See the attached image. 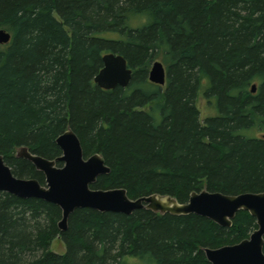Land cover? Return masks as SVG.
<instances>
[{
	"label": "trees",
	"instance_id": "obj_1",
	"mask_svg": "<svg viewBox=\"0 0 264 264\" xmlns=\"http://www.w3.org/2000/svg\"><path fill=\"white\" fill-rule=\"evenodd\" d=\"M0 29L10 35L0 45V155L14 177L44 185L15 152L54 160L69 129L84 158L99 154L110 169L94 190L180 204L202 190L264 192V0H0ZM106 53L131 69L126 88L93 82ZM155 61L163 86L147 79ZM200 92L216 111L203 123ZM60 217L53 204L0 192V264H209L204 248L256 229L243 211L230 228L193 214L84 208L60 232ZM56 238L64 254L50 250Z\"/></svg>",
	"mask_w": 264,
	"mask_h": 264
},
{
	"label": "water",
	"instance_id": "obj_2",
	"mask_svg": "<svg viewBox=\"0 0 264 264\" xmlns=\"http://www.w3.org/2000/svg\"><path fill=\"white\" fill-rule=\"evenodd\" d=\"M9 33L0 29V45L8 43ZM102 68L93 78L95 85L103 90L116 87L126 88L132 71L120 55L106 53L101 58ZM147 79L150 83L163 86L165 69L161 62L151 64ZM256 88L251 86V93ZM61 155L47 160L34 155L26 147L18 148L17 158L30 162L36 171L44 176V185L33 179H19L0 155V192L20 199H39L60 209L61 217L57 223L60 232L67 229L69 216L76 209H91L99 213L111 212L130 215L135 210H147L159 215H196L205 218L219 227L230 228L238 212H247L255 220L256 229L247 239L234 245L219 248H204L202 251L209 264H264V192L225 195L202 190L190 194L184 204L175 198L152 194L131 200L124 189L94 190L90 185L100 176L108 175L110 169L99 154L83 157L77 136L66 130L55 139ZM56 163L62 165L58 167Z\"/></svg>",
	"mask_w": 264,
	"mask_h": 264
},
{
	"label": "rangeland",
	"instance_id": "obj_3",
	"mask_svg": "<svg viewBox=\"0 0 264 264\" xmlns=\"http://www.w3.org/2000/svg\"><path fill=\"white\" fill-rule=\"evenodd\" d=\"M196 107L199 111V119L200 122L203 123L204 119L207 117H212L216 115L215 108L211 106L202 96L201 92L198 94V97L196 99ZM252 233V232H251ZM250 233V234H251ZM249 234V235H250ZM50 250L56 254H64L65 252V246L60 241V239L56 238L54 239L50 244ZM212 249V248H211ZM127 264H144V262L137 261L135 259H126Z\"/></svg>",
	"mask_w": 264,
	"mask_h": 264
},
{
	"label": "flooded vegetation",
	"instance_id": "obj_4",
	"mask_svg": "<svg viewBox=\"0 0 264 264\" xmlns=\"http://www.w3.org/2000/svg\"><path fill=\"white\" fill-rule=\"evenodd\" d=\"M62 165V164H61Z\"/></svg>",
	"mask_w": 264,
	"mask_h": 264
}]
</instances>
